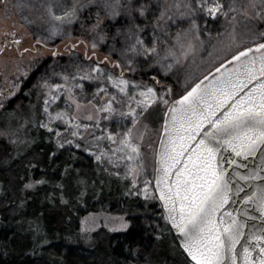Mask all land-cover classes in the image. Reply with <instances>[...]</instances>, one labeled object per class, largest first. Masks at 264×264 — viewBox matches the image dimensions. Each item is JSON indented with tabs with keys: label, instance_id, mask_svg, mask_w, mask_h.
Returning <instances> with one entry per match:
<instances>
[{
	"label": "snow or ice",
	"instance_id": "6c2138e0",
	"mask_svg": "<svg viewBox=\"0 0 264 264\" xmlns=\"http://www.w3.org/2000/svg\"><path fill=\"white\" fill-rule=\"evenodd\" d=\"M92 6L96 9L93 31L103 23L100 10L114 20L121 15L122 8L126 9L124 14L130 20L129 26L126 31L117 28L113 40L123 37L127 41L134 37L133 42L121 50L122 54H134L127 61V70H134L132 65L136 57H144L148 67L158 65L157 75L160 71L169 73L174 64L180 63L181 56L187 59L194 51V46L190 43L185 45L182 37L186 31L193 30L198 35L201 30L198 21L207 24L209 19H227L229 13L238 10L235 0H183L180 17L188 21L189 27L186 31L176 32L175 44H170L166 37L172 33L167 27L163 5L158 14L154 13L155 23L149 34L152 38L149 43H145V37L140 35L146 25L137 23L139 17L147 19V6H134L133 0H73L68 5L58 0L51 3L41 0L38 5H33L48 24L45 29L47 39L57 35L70 36V32H65L64 25L79 19L81 9ZM57 8L60 15H57ZM137 12L139 17L134 14ZM260 14H264V7L258 11ZM156 29H160L159 34ZM260 35L264 37V32ZM97 37L101 41L106 39V35L100 32H97ZM96 47L93 41L92 48ZM112 47L116 50L115 44ZM233 62L232 68L225 64L217 67L215 72L219 73L218 76L210 73L193 83L186 79L185 92L179 99L169 96L172 89L168 85H163L158 91L153 85H141L124 78L123 68L119 76L114 77L98 63L90 66L88 72L98 75L82 76L80 79L99 80L103 75L105 83L110 81L123 97H127L124 101L127 111L119 112L122 117L117 122L120 130L115 131L109 126L101 127V122L95 120L92 114L83 118L93 121L91 125L81 122V100L72 89H82V84L75 83L68 88L67 84L49 85L48 79L43 80L44 86L50 89L48 96L51 101L59 100L61 95L67 98L64 109L54 112L49 111L50 102L45 101L48 120L42 126L57 138L58 147L68 144L81 148L85 139L81 129L84 132L89 128L97 129L100 134L91 132L90 137L95 140L106 138L115 147L96 153V160L116 166L120 159L130 161L126 165L127 175L132 177L134 187L145 170L138 142L143 140V134L137 137L133 130L153 104L160 102L165 106L166 119L159 141L158 167L155 169V188L159 194L149 196L148 185L151 182L145 178L143 195L146 200L155 198L162 202L166 210L165 219L180 234L183 248L196 264H264V42L239 49L227 63ZM222 68L224 71H221ZM157 75H153L152 80L155 85H160ZM63 78L65 81L69 79L68 76ZM62 87L66 92L60 91ZM51 89H55V93ZM137 89L135 95L131 94ZM98 91L104 92L105 89L98 88ZM113 101H116L115 95H111L107 103L98 109L109 113L104 118L109 121L112 113L116 112ZM57 121L67 125L71 136L78 137L80 142L62 138L60 129L55 126ZM256 158L259 162L253 166L247 163ZM222 164L232 167L229 169ZM35 183L43 184L44 181L37 180ZM26 187L32 188L33 184L29 183ZM129 223L121 218L119 227L112 230L127 231ZM84 231L90 229L86 227Z\"/></svg>",
	"mask_w": 264,
	"mask_h": 264
},
{
	"label": "trees",
	"instance_id": "16d2710c",
	"mask_svg": "<svg viewBox=\"0 0 264 264\" xmlns=\"http://www.w3.org/2000/svg\"><path fill=\"white\" fill-rule=\"evenodd\" d=\"M55 1L44 0L46 3ZM40 2L41 0H16V5H23L24 8H27L38 5ZM182 2L183 0H133L134 6H147V19L139 17L138 12L134 13L139 17L137 23L142 26L146 25L144 31L140 33L142 37H145V42L151 38L149 34L155 23L154 13L158 14L162 5L166 10L165 20L168 28L171 24L176 23L175 30L186 31L188 29V21L180 17V13L183 11V8L180 7ZM23 7L17 8L20 11ZM235 7L238 9L237 16L232 20L233 24H228L229 32H226V42L221 47L215 48L212 55L214 59L211 68L207 70L208 73L231 58L239 49L264 42V37L260 35L264 32V14L258 15V11L264 7V0H235ZM9 8H12L11 5ZM120 11L121 15L113 20L108 18L103 10H100L103 23L96 31H93V24L96 22L95 7L81 9L79 19L70 25H64L65 32L75 33L74 37L85 42L90 41L91 44L95 41L98 51L114 60L113 63L111 60H105L114 68H108L111 75L118 77L120 69L123 68L126 76L132 81L141 85H154L152 77L157 75L158 68H148L144 63V57H140L135 59L132 65L134 70L128 71L127 61L132 58L127 53L122 54L121 50L127 46L131 39L125 41L123 37H116L115 41L113 40L116 29L126 31L130 23L129 18L124 14L126 9L122 8ZM161 23L164 24V21ZM243 29L247 32V36L250 35L249 39L243 41L239 37L240 39L236 40L235 37L239 36ZM156 31L158 34L160 33V29H156ZM97 32L105 34L106 39L99 40ZM188 32L186 31V35L182 37V42L185 45L188 44L187 40L193 37L190 35L192 31ZM172 36L175 34L166 37V39L170 44H175V39ZM240 42L242 43L240 44ZM113 44H115L116 50H113ZM177 52L180 53L179 46H177ZM76 54L77 58L74 55H64L63 57H45L35 62L29 77L21 86L20 92L8 104L5 111L6 118L17 111H32L28 119L33 121V108L38 109L44 85L43 77L51 69L58 67L71 77H79L90 75L88 68L94 64L98 63L102 67L100 62ZM183 59L181 56L180 61ZM199 60L190 58L188 61L191 65H187L186 62L185 66L178 63L177 72L167 76H162L159 73L157 78L163 84L167 83L171 87H176L183 77L182 68L198 67ZM84 81L85 85L82 90L87 94H93L95 87L99 84L103 85L104 82L102 78L99 80L84 79ZM33 134L37 139L22 157L13 159L9 165H0V264H183L181 257L175 256V252L170 253V250L161 252L160 256L156 255L158 250L163 251L166 248L162 243H159L157 235L160 232L151 218L152 215H158L157 209L158 212L160 210L163 213L159 203L151 204L148 209L142 205L137 206L133 200L129 201L128 198L122 196V190L118 189L113 192L108 187L101 185L99 195L96 193L98 199L91 204L95 199L94 194H87L85 208L78 211V200L81 193L80 189L74 186V182L78 181L77 174L84 170L87 174H92L93 167H95L100 172L99 182L106 183L107 181L102 176L101 162L93 163L92 159L87 156L85 148H89L90 145L86 141L82 142L84 146L81 148L73 146L71 149H62L54 145V137L51 133L38 130ZM31 174L34 180L44 181L36 191H27L26 189V183ZM61 183L65 187L63 192L69 198V203L65 205L66 207L60 205L61 208H56V205L53 206L48 202L49 191L45 189L51 185L52 191L58 193L60 190L56 186ZM115 206L120 207L121 210L118 212L121 214H124V207L129 206V211L132 212L134 208H137L141 215L129 217L132 219V224L126 232L104 234V231H101L96 234L97 243L91 250L71 244L72 238L79 231L81 215L86 212H115ZM141 207L147 214L145 211H141ZM41 218H44L46 223L45 240L39 239L40 237L33 239L30 227L38 223ZM44 244H46L45 247H43ZM180 252L183 253L181 250Z\"/></svg>",
	"mask_w": 264,
	"mask_h": 264
},
{
	"label": "rangeland",
	"instance_id": "374dc122",
	"mask_svg": "<svg viewBox=\"0 0 264 264\" xmlns=\"http://www.w3.org/2000/svg\"><path fill=\"white\" fill-rule=\"evenodd\" d=\"M58 2L68 5L71 4L73 0H58ZM9 5H11V9L9 8ZM15 5L16 0H0V105H2L0 106V165L5 166L9 165L13 159L22 157V155L25 154L29 148H31L30 146H32L37 139L36 135L33 134L34 132H37L38 130H45L53 135L52 132L48 131L47 128L42 126L48 120V114L44 110L46 100L50 102L49 111L51 112L63 110L65 107V101L67 99L66 95H61L60 99L57 101H51L50 97L48 96V92L50 89L43 85L38 109L33 108V121H29L28 119L32 111H17V113H13L11 116L6 118L5 111L8 107V104L20 92L21 86L29 77L32 71V66L35 62L45 57H63L64 55H74V57L77 58L76 53H78V55H82L92 61L94 60L100 62L102 68L106 70L107 74H110L111 72L108 70V68L114 69L112 65H109L105 61L111 60L113 63L114 60H112L111 57H109V59L107 58V56L102 55L97 48H92V44L90 43V41L85 42L84 40H80L77 37H74L73 35H75V33H71L70 36L57 35L52 39H47L48 32L45 29L48 27V24L45 19L41 18L40 12H38L36 8L31 6L27 8L23 7L19 11L17 7H20L21 5ZM56 12L57 15L61 14L59 8L56 9ZM237 13L238 10L237 12L229 13V17L227 19H223L220 17H218L216 20L209 19L207 24H204L202 21H198L201 24V30L199 34L197 35L193 30L190 33V35H192L193 37H191L186 42L192 45L196 44L194 46L195 50L192 52V54L189 53L187 59L181 60L180 63L184 66L186 62L187 65H191V63H189L188 61L190 58L200 59L197 62L199 66H190L187 67V69L182 68L183 77L182 79H180L178 83L179 85H176V87L170 86L172 91L169 94H171L173 99L179 98L185 92L186 79L189 83L198 82L208 74L207 70L211 68L212 61L214 59V56H212L213 52L215 48L217 49L218 47H221L222 44L226 42V32H229L228 24H233V17H236ZM29 21L32 22L29 23ZM52 23L59 22L52 21ZM176 26V23L169 26V29H171L170 32L172 34L178 32V30H175ZM151 31L152 30H150V33ZM35 36L38 37V39H36ZM239 37L242 38L243 41H246V39H249L250 35L247 36V32L243 29L240 31V35L235 37V39L239 40ZM13 39L20 40L17 48L12 47ZM151 39L152 38H150L148 42L145 43H149ZM133 40L134 38L131 39L127 44L132 43ZM56 41L59 42L51 45ZM241 43L242 42H240V44ZM73 45H75V47H73ZM127 54L131 58L134 55L130 52ZM138 58L140 57H136V59ZM154 67L158 68V65H154L153 67L148 68ZM177 70L178 66L177 64H174L173 69L169 73L165 74L162 71H160L159 73L162 76H167L171 73L177 72ZM65 73L66 72L60 70L58 67H55L44 75L43 80L48 79L49 85L61 84L63 86L67 84L68 88H72V85L75 83H80L83 86L85 85L84 79H80V77L82 76L71 77ZM89 74L93 76L98 75L97 73ZM126 75L127 74L124 73V78L129 79ZM64 76H68L69 79L65 81L63 78ZM100 78H102L104 81L103 75H100ZM163 85L169 86V84H163L162 82L160 83V85L154 84L153 86L157 87L159 91ZM98 88H104L105 91L100 92L98 91ZM82 89H72L81 100V108L79 111V116L82 118L81 122L83 124L91 125L93 121H89L83 118L87 114H92L95 120H99L101 122V127L109 126L114 131L120 130L117 122L122 119V117H120L119 112L127 111V104L124 102L127 101V97H123V94L120 93L118 89L114 88L110 81L106 83L103 82V85L99 84L98 86H96L93 94H87ZM51 91L55 93L56 90L51 89ZM60 91L64 93L66 92V89L62 87ZM137 91L138 89L133 91L131 94L135 95ZM111 95L116 96V101H113V108L116 109V112L112 113V119L111 121H109L107 119H104L109 115V113L100 112L98 109L99 106H103L107 103ZM137 99H139L138 96ZM89 101H91V103H89ZM132 104L134 107L135 102L133 101ZM164 115L165 106L160 102H157L153 104L147 112L144 113V115L140 119V122L133 130L134 135L137 137L140 134H143V140L138 142L141 145V152L143 154L142 163L145 170L137 179L135 187L132 183V177L127 175L126 165L130 164V161L120 159L118 160V166L108 164L106 162H101V169L103 170L102 176L107 181L106 183L99 182L100 172L95 167H93L94 170L92 174H87L85 170L77 174L78 181L74 182V186L77 189L79 188L81 193L80 199L78 200V211L85 208V196L87 194H94L95 199H93L91 204L98 199L96 193L99 195V187L101 185L108 187V189L113 190V192H116L118 189L122 190V196L128 198L129 201L133 200L137 204V206L142 205L143 207L148 209L151 204L159 203L158 199L155 198L146 200L143 195V189L145 187L144 179L147 178L151 182L148 185L149 196H156L154 189L155 157L162 131ZM55 126L60 129L62 138L72 139L80 142L78 137L71 136V129L68 128V126L64 123L57 121L55 122ZM81 131L85 137L84 141H86L90 145V150L86 151V154H88L87 156L92 159L93 163L100 162L95 158L96 153L100 151H106L115 147L114 145H111L106 138L103 140L92 139L89 133L97 132V134H100L95 128H89L87 132H84L83 129H81ZM53 137L54 145H57V138L54 135ZM97 145L99 147H97ZM73 146L74 145L65 144L62 149H71V147ZM113 159H116V157H113ZM116 173H119V175H117ZM36 181L37 180H34L31 174L26 185L31 183L33 184V187H26L27 191H36L37 187L42 185L36 184ZM57 187L60 190L58 193L52 191L53 188L51 187V185L45 190L49 191V194L47 196L48 202L53 206L56 205V208H61L60 205L65 206L69 203V198L66 197L65 193L63 192L65 188L63 183L57 185L56 188ZM115 207V212H86L85 214L81 215L79 219V231L78 233H76L75 237L72 238L71 244L80 245L85 249L91 250L97 243L96 239L98 238L96 237V234H99L101 231H104V234L126 232L113 231L112 229L118 228L121 223V218H123L124 221L130 222L128 226L129 230L132 224V219L129 217L141 215L140 213H138L137 208H134V211L131 212L129 211V206H126L124 207V214H121L120 212H118L121 210L120 207ZM141 211L145 210L142 208ZM156 211L158 215H152L151 218L155 222V224H153L156 225L155 227L160 232L159 234L157 233L159 243H162L164 246H166L165 250H158L156 255L160 256L161 252H169L170 250V253L175 252V256L181 257L183 264H191L185 258L186 256L184 255V253H181L180 250H178L179 245L173 233L171 232L170 227L168 226L164 214L160 210L158 212V209ZM145 214H147L146 211ZM44 220V218H41L38 223H36L37 225L34 224L30 227V232L33 233V239H37L38 237H40L39 239L45 240L46 223ZM85 221H87V224H85ZM86 227L90 229V231L85 232L84 229ZM45 246L46 244H44L43 247Z\"/></svg>",
	"mask_w": 264,
	"mask_h": 264
},
{
	"label": "water",
	"instance_id": "95a60500",
	"mask_svg": "<svg viewBox=\"0 0 264 264\" xmlns=\"http://www.w3.org/2000/svg\"><path fill=\"white\" fill-rule=\"evenodd\" d=\"M253 47H254V46H253ZM229 60H231V58H229L228 60H226V61H225L224 63H222V64L227 65L228 68H232V67L234 66L235 62H233L232 64H228L227 62H228ZM117 65H118V64H117ZM118 67L120 68L119 65H118ZM218 67H220V66H218ZM215 69H216V68H215ZM215 69H214L213 71H211L210 73H214L215 75L218 76L219 73H216V72H215ZM120 70H121V69H120ZM221 71H224V69L222 68ZM210 73H208L207 75H209ZM202 79H203V78H202ZM169 96L172 98L171 94H169ZM179 98H180V97H179ZM179 98H177V99H179ZM172 99H173V98H172ZM165 119H166V112H165V115H164V120H165ZM164 120H163V123H164ZM162 126H163V125H162ZM162 134H163V133H162V131H161V135H160L159 141H160V139L162 138ZM159 148H160V145H159V142H158V146H157V150H156V157H155V169L158 167L157 159H158ZM229 155H231V154H229ZM258 162H259V158H256L255 160L250 159L247 163H248L250 166H253L254 164H256V163H258ZM222 166H224V167H228L229 169H231V167H232L230 164H222ZM156 175H157V173H156V171H155V177H156ZM154 189H155L156 195L158 196V194H159V193H158V190L155 188V178H154ZM158 201H159V200H158ZM159 203H160V205H161V207H162V210H163L164 214L166 215V210H165V208L162 206V202L159 201ZM167 223H168V225H169V227H170V229H171L173 235L175 236L176 241H177V243H178L180 249L183 251V253L186 255V257L188 258V260H189L191 263L196 264V262L193 261V260L191 259V257L187 254L186 250L183 248V245H182V237L180 236V234L177 233L176 229H175L174 227L171 226L170 222L167 221Z\"/></svg>",
	"mask_w": 264,
	"mask_h": 264
},
{
	"label": "flooded vegetation",
	"instance_id": "af4514ba",
	"mask_svg": "<svg viewBox=\"0 0 264 264\" xmlns=\"http://www.w3.org/2000/svg\"><path fill=\"white\" fill-rule=\"evenodd\" d=\"M17 41H19L20 42V40H18V39H13V45H12V47H16L17 48V46H18V44H19V42L17 43Z\"/></svg>",
	"mask_w": 264,
	"mask_h": 264
}]
</instances>
